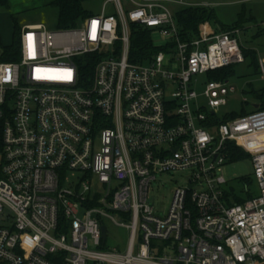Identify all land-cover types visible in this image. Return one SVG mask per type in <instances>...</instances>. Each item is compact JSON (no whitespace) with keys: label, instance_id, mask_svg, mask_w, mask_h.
I'll list each match as a JSON object with an SVG mask.
<instances>
[{"label":"built area","instance_id":"built-area-1","mask_svg":"<svg viewBox=\"0 0 264 264\" xmlns=\"http://www.w3.org/2000/svg\"><path fill=\"white\" fill-rule=\"evenodd\" d=\"M129 1L74 29L25 26L19 61H0V264H264V111L222 120L236 88L208 78L245 62L240 31L205 23L183 41L162 1ZM132 25L161 49L143 63ZM232 143L258 189L240 204ZM184 172L158 216L153 183ZM109 224L129 231L125 249L106 248Z\"/></svg>","mask_w":264,"mask_h":264},{"label":"rangeland","instance_id":"rangeland-1","mask_svg":"<svg viewBox=\"0 0 264 264\" xmlns=\"http://www.w3.org/2000/svg\"><path fill=\"white\" fill-rule=\"evenodd\" d=\"M8 1V8H0V58L3 47L10 45L13 41L15 24L21 30L27 25L41 24L48 31H59V10L52 5L55 0ZM160 1L174 13L191 7H203L213 10L218 17V24L228 27L233 26L238 21L239 15L243 17L242 26L237 29L240 31L238 38L242 49L249 52L250 55L245 58L243 64L233 67L234 74L228 81L231 86L236 88V93L229 95L228 105L221 109L218 117L226 120L233 113L244 115L254 112V105L262 102L257 98L256 93H264V73H259L254 66L255 58L258 61H264V0ZM122 3L127 11L132 9L131 1L122 0ZM105 6L109 15H117L114 4L109 0H88L84 3V7L93 15H101ZM213 25L216 26L214 23ZM206 80V76L199 77L200 84L196 87L199 94L203 92V84L206 83ZM223 174L228 182L225 186L226 192L232 200L245 201L257 194L258 189L250 156L236 162L229 160L223 167ZM71 175L69 180L81 176V173H72ZM186 178V172L175 173L159 177L153 183L151 195L155 198L153 207L158 216H165L174 189L185 186ZM246 188H248V191ZM121 221L119 219V222ZM108 229L109 236L106 248L121 247V249H125L130 237L129 231L114 224H109Z\"/></svg>","mask_w":264,"mask_h":264},{"label":"trees","instance_id":"trees-1","mask_svg":"<svg viewBox=\"0 0 264 264\" xmlns=\"http://www.w3.org/2000/svg\"><path fill=\"white\" fill-rule=\"evenodd\" d=\"M88 0H55L52 5H54L59 10V30H69L78 28L82 23L91 16H94L92 12L88 11L84 7V3ZM8 0H0V8H8ZM176 22L178 24L181 39L183 41H193L199 35V29L202 24L209 23L217 32H230L237 30L238 27L242 26L243 17L239 15V19L234 23L233 26L228 27L218 24V17L213 10L203 8V7H191L187 9L180 10L175 13ZM21 29L15 24V31L13 34V41L10 45L3 47V52L1 60L3 62H17L20 59V40H21ZM161 49L154 47L153 38L151 32L145 30L141 27L132 25V34H131V44H130V62L132 63H143L147 59L151 58L153 55H156ZM245 58L250 55L249 52L244 51ZM253 53V52H252ZM256 56V54H254ZM246 60V59H245ZM254 66L256 70L260 73V61L256 58L254 59ZM233 67L224 68L214 72L208 73V78L210 80L216 81H227L231 76H233L234 71ZM257 98L262 102L259 105V109L264 111V93H256ZM255 108V105H254ZM256 109V108H255ZM238 114H231L229 118H234ZM257 141H261V145L264 146V135L256 138ZM0 144H1V135H0ZM1 148V146H0ZM229 160L236 162L245 157H248L249 154L245 153L241 148L237 147L236 144H229ZM244 200H233V203L240 204Z\"/></svg>","mask_w":264,"mask_h":264},{"label":"water","instance_id":"water-1","mask_svg":"<svg viewBox=\"0 0 264 264\" xmlns=\"http://www.w3.org/2000/svg\"><path fill=\"white\" fill-rule=\"evenodd\" d=\"M255 108L256 109H259V105H255ZM103 239L105 240L106 239V232H107V229H106V227H103Z\"/></svg>","mask_w":264,"mask_h":264},{"label":"bare ground","instance_id":"bare-ground-1","mask_svg":"<svg viewBox=\"0 0 264 264\" xmlns=\"http://www.w3.org/2000/svg\"><path fill=\"white\" fill-rule=\"evenodd\" d=\"M263 135H264V133L261 136H263Z\"/></svg>","mask_w":264,"mask_h":264},{"label":"crops","instance_id":"crops-1","mask_svg":"<svg viewBox=\"0 0 264 264\" xmlns=\"http://www.w3.org/2000/svg\"><path fill=\"white\" fill-rule=\"evenodd\" d=\"M28 26V25H27Z\"/></svg>","mask_w":264,"mask_h":264}]
</instances>
